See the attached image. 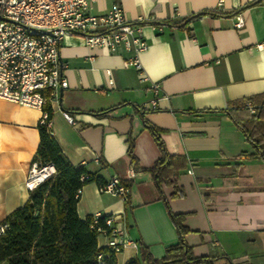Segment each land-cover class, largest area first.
I'll list each match as a JSON object with an SVG mask.
<instances>
[{"label":"crops","instance_id":"0c3cea01","mask_svg":"<svg viewBox=\"0 0 264 264\" xmlns=\"http://www.w3.org/2000/svg\"><path fill=\"white\" fill-rule=\"evenodd\" d=\"M114 2L141 26L145 48L110 50L68 34L59 49L68 86L51 105L50 133L75 167L128 187L124 199L96 181L84 184L78 216H111L124 229L131 243L115 253L116 264L138 256L140 242L160 258L179 241L151 174L127 154L131 136L138 166L159 157L146 121L170 154L186 158L176 185L161 189L170 210L184 214L193 254L217 257L214 264H264V159L223 110L233 99L264 100V0H94L89 11ZM40 116L38 107L0 97V222L28 198ZM106 241L99 233L98 247Z\"/></svg>","mask_w":264,"mask_h":264},{"label":"trees","instance_id":"16d2710c","mask_svg":"<svg viewBox=\"0 0 264 264\" xmlns=\"http://www.w3.org/2000/svg\"><path fill=\"white\" fill-rule=\"evenodd\" d=\"M259 97L250 95L229 100L223 110L254 147V155L264 159V100H259ZM46 108L50 117L52 110L49 103ZM144 125L159 148V157L149 167L138 166L131 136L128 137L127 154L133 168L151 174L180 237L177 243L165 248L160 258L153 257L148 246L140 242L139 255L129 259L126 264H214L217 257L193 254L182 235L185 230L182 224L184 214L173 213L162 194V183L176 185L180 170L186 166V158L170 154L159 135V129L146 121ZM38 132L39 144L32 161L41 165L52 164L55 173L29 190L27 200L3 219L7 227L0 235V264H99L101 258L98 259V255L103 253V264H116L115 253L106 246L98 247L97 243L101 233L99 226L106 228L105 216H100L98 223H93V215L81 219L76 210L79 191L84 184L96 181L101 185L105 182L84 167H75L69 162L45 124H38ZM121 182L127 185L123 180Z\"/></svg>","mask_w":264,"mask_h":264},{"label":"built area","instance_id":"2783aa9c","mask_svg":"<svg viewBox=\"0 0 264 264\" xmlns=\"http://www.w3.org/2000/svg\"><path fill=\"white\" fill-rule=\"evenodd\" d=\"M92 1L0 0V97L38 107L41 109L39 123L49 129L46 104L49 103L51 109L59 91L68 86L59 55L64 36L79 34L87 45L110 50H116L119 45L126 48L132 45L139 51L146 46L141 26L127 19L120 3L114 2L102 12L91 13ZM242 25L243 19L238 17L235 27ZM249 108L253 111L250 105ZM63 115L72 121L67 112L63 111ZM54 173L52 164L32 161L24 180L25 187L32 190ZM134 174L133 169L128 171L129 177ZM100 189L124 199L128 195L127 185L118 177H111ZM99 217L100 214H94L93 223H98ZM104 225L106 228L99 226L98 229L106 235V247L112 252L117 253L131 243L114 217H105ZM6 227L7 224L0 222V235Z\"/></svg>","mask_w":264,"mask_h":264}]
</instances>
